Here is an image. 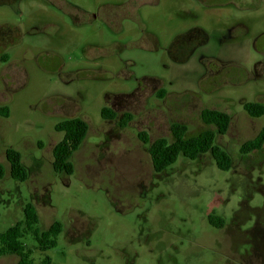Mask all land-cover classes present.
I'll return each instance as SVG.
<instances>
[{"label": "rangeland", "instance_id": "374dc122", "mask_svg": "<svg viewBox=\"0 0 264 264\" xmlns=\"http://www.w3.org/2000/svg\"><path fill=\"white\" fill-rule=\"evenodd\" d=\"M195 27L208 41L191 53ZM247 101L264 102V0H0V232L30 202L41 229L63 224L56 247L35 250L38 264H264V147L241 152L264 117ZM104 106L117 116L104 118ZM205 108L232 117L216 139L230 170L206 153L156 172L139 133L213 128ZM73 116L89 131L69 175L54 169L53 148L64 136L56 125ZM11 147L23 182L11 176Z\"/></svg>", "mask_w": 264, "mask_h": 264}, {"label": "trees", "instance_id": "16d2710c", "mask_svg": "<svg viewBox=\"0 0 264 264\" xmlns=\"http://www.w3.org/2000/svg\"><path fill=\"white\" fill-rule=\"evenodd\" d=\"M192 38L201 39L194 43L193 53L199 46L208 41V34L204 28L195 27L191 31ZM195 35V37H194ZM190 38V41L191 39ZM183 42L177 45L176 49H182L185 44ZM174 57V56H173ZM244 109L251 117H264V102L247 101L244 103ZM0 114L9 116V107H0ZM104 118H115L117 113L114 109L104 106L102 109ZM201 117L208 127L197 134L189 135L188 126L181 122H173L171 125L172 139L161 136L155 140H151L147 131L139 133L140 139L148 145L154 170L158 173L165 171L177 162L180 155L188 159H198L201 155L210 153L218 168L223 171L230 170L232 166V158L230 153L217 144L218 134H225L230 126L232 117L230 113L213 108H205L201 112ZM132 119V114L126 112L121 118V125L125 126ZM56 130L63 132V138L54 146V169L57 172L73 174L74 163L73 154L80 148L86 139L89 131L88 122L80 117L73 116L60 121L56 125ZM264 147V124L253 138L246 140L241 146L242 153H250L260 150ZM6 156L10 162L11 176L18 181H25L29 176L27 166L22 161V153L16 148H8ZM6 174V168L0 162V179ZM25 219L20 220L15 225L10 226L3 232H0V258L6 255L16 254L19 256L17 264H38L34 259L36 249L47 251L58 245L59 236L63 231V224L60 221L53 222L47 229L39 227V214L35 205L27 203L24 208ZM209 221L219 228L225 225V218L219 215H209ZM31 235L36 247L29 246L23 239ZM51 257L46 256L41 264H50ZM97 264V263H91Z\"/></svg>", "mask_w": 264, "mask_h": 264}]
</instances>
